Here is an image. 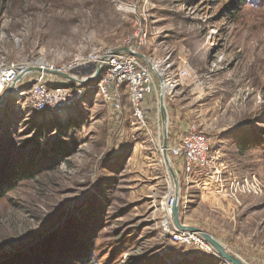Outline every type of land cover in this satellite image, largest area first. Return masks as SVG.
Here are the masks:
<instances>
[{
	"label": "rangeland",
	"instance_id": "rangeland-1",
	"mask_svg": "<svg viewBox=\"0 0 264 264\" xmlns=\"http://www.w3.org/2000/svg\"><path fill=\"white\" fill-rule=\"evenodd\" d=\"M245 1L0 0V69L13 62L61 66L115 49L141 21L143 54L189 73L166 103L169 133L196 126L214 145L210 156L231 169L255 162L264 182V148H246L242 138L264 141V0ZM121 94V114L97 90L58 112H33L28 90L0 108V159L36 172L0 201V264L19 253L40 255L39 264L56 255L63 260L57 264H229L171 237L165 202L175 186L162 158L156 96L144 104V124L127 86ZM172 165L183 197L187 177ZM258 178L257 197L264 195ZM195 215L184 204L183 223L200 222ZM239 246L230 250L246 264H264Z\"/></svg>",
	"mask_w": 264,
	"mask_h": 264
},
{
	"label": "built area",
	"instance_id": "built-area-1",
	"mask_svg": "<svg viewBox=\"0 0 264 264\" xmlns=\"http://www.w3.org/2000/svg\"><path fill=\"white\" fill-rule=\"evenodd\" d=\"M147 45V32L143 23L137 21L123 43L115 49L108 47L96 49L86 57L78 56L61 66L46 63L49 69L70 74L76 80L88 81L96 77V81L89 85H83L74 80L63 79V83L52 84L49 83V79L57 76L41 72L29 73L24 79L29 75H36L28 90L32 111L35 113L58 112L85 98L90 91L97 90L109 104L111 111L114 114H121L123 111L121 89L127 86L130 92V103L138 120L145 124L143 107L149 96H156L158 115L162 117L160 77L166 86L165 103H167V99L170 101L175 99L179 87L183 80L189 76V73L186 69L175 66L169 58L159 60L146 56L152 63L150 66L136 55V53L143 54ZM30 66L43 67L37 62L35 64L14 62L3 64L0 69V94L10 85L18 82L23 68L25 67L26 70ZM98 67H101L99 74H97ZM19 84L17 86L18 94L22 91ZM211 150L212 145L209 137L193 125L181 135L174 136L169 144L168 152L178 171L188 178L197 171H207L211 162ZM260 191L262 192V188L259 181L247 177L242 181L233 182L230 195L235 197L239 194L258 195ZM174 201L175 190H171L165 202L167 215L171 220V207ZM170 233L176 242L182 244L194 242L209 254L217 255L215 250L200 236L180 234L175 228Z\"/></svg>",
	"mask_w": 264,
	"mask_h": 264
},
{
	"label": "crops",
	"instance_id": "crops-1",
	"mask_svg": "<svg viewBox=\"0 0 264 264\" xmlns=\"http://www.w3.org/2000/svg\"><path fill=\"white\" fill-rule=\"evenodd\" d=\"M29 76L21 81L24 88L21 89L22 92L29 90L36 75ZM62 80L54 77L49 79V83H63ZM223 144L226 145V142ZM245 147L253 146L247 145L246 142ZM210 159L207 171H197L195 175L187 178L184 204L196 212L195 217L200 215L201 221L198 222L197 217H194L193 222H187L189 217H186V225L195 227L201 225L203 228L200 229L213 235L228 247L227 249H238L241 247L239 245H242L244 250L255 253L258 257L256 261L259 257L264 259V246L261 244L264 243V195L257 197L239 194L235 198L229 195L234 181H242L247 177L258 178L255 162L231 169L225 160L220 162V156H210ZM258 179L261 181L260 177ZM261 182L264 185V182ZM258 198H262L263 201L258 202Z\"/></svg>",
	"mask_w": 264,
	"mask_h": 264
},
{
	"label": "water",
	"instance_id": "water-1",
	"mask_svg": "<svg viewBox=\"0 0 264 264\" xmlns=\"http://www.w3.org/2000/svg\"><path fill=\"white\" fill-rule=\"evenodd\" d=\"M130 52V51H128ZM137 57L140 59L145 60L150 66H152L151 61L143 54L136 53ZM33 72H41L49 75H54L57 77H60L65 80H74L77 82H80L83 85H89L92 82L96 81V77L88 80H76L72 75L67 73H60L58 71H55L53 69H42L40 66H30L27 68L26 72L24 71L19 75L18 82L10 85L3 95V97L0 99V108L3 106L5 101L13 94L17 92V86L18 84L25 78L26 73H33ZM101 72V67H98L97 74ZM161 81V95H160V106H161V113H162V120H163V140H162V158L167 166V169L173 179L174 186H175V201L171 207V213H172V220L173 225L178 233L180 234H193L200 236L205 242H207L216 252L219 258L224 260L225 262L229 264H246L243 259H241L238 255L231 252L227 247H225L221 242H219L213 235L203 231L202 229L198 227H193L189 225H185L181 220V207H182V193H181V185H180V179L179 174L175 170L174 166L172 165V160L169 156V113L166 107L165 98H166V86L162 82V78L160 77ZM64 223L63 220L60 221L58 224L59 227L60 224ZM55 227V228H56ZM54 228V229H55ZM46 238V237H45Z\"/></svg>",
	"mask_w": 264,
	"mask_h": 264
},
{
	"label": "trees",
	"instance_id": "trees-1",
	"mask_svg": "<svg viewBox=\"0 0 264 264\" xmlns=\"http://www.w3.org/2000/svg\"><path fill=\"white\" fill-rule=\"evenodd\" d=\"M246 1L245 0H238V4L240 3V5L244 4ZM234 4L231 2L230 6L226 8V13H228L229 15H231V9L232 6ZM144 55V54H143ZM171 101L169 99H167V104L170 103ZM241 132H243V130H240ZM176 134L170 132L169 133V144L171 143L172 139L174 138ZM245 140V143L247 142V145H256L257 147H261L264 148V141L261 140H257L253 137H251V135H244V137H242ZM212 145V150H213V143L211 142ZM211 150V151H212ZM16 160H12L9 162H6L5 158H2V160L0 159V201L3 200L7 194H9L10 192L14 191L17 187H19L23 182H25L26 180L32 178L36 172L32 171L29 172V169L27 170H23V166L22 165H17L16 164ZM183 207H184V195L182 197V207H181V214L183 212ZM182 220V218H181ZM183 222V220H182ZM65 224V223H64ZM63 224V225H64ZM61 229V227H60ZM55 234V232L51 235V237ZM51 237H47L44 239V241H42L41 243H39L38 246L43 245L47 242V240ZM63 254H66V252L63 251ZM38 256L40 255H33V256H29L28 254H23V253H19L18 255H16V257L11 260L13 262L10 263V261L8 263H3V264H39V262H34V261H40L39 259L37 260ZM50 261H55L53 263L50 264H57L58 261H63L62 259H60L57 255L51 257ZM84 260H80V262H83ZM84 262H92V261H84Z\"/></svg>",
	"mask_w": 264,
	"mask_h": 264
},
{
	"label": "bare ground",
	"instance_id": "bare-ground-1",
	"mask_svg": "<svg viewBox=\"0 0 264 264\" xmlns=\"http://www.w3.org/2000/svg\"><path fill=\"white\" fill-rule=\"evenodd\" d=\"M25 68V67H24ZM42 69H48V67L46 66V67H42ZM27 70V69H26ZM26 70L24 69L23 71H22V73L25 71L26 72ZM28 73H26V75H27ZM0 89H1V86H0Z\"/></svg>",
	"mask_w": 264,
	"mask_h": 264
}]
</instances>
